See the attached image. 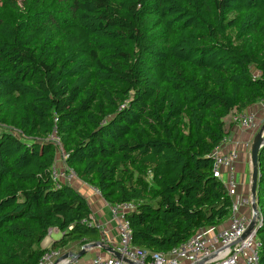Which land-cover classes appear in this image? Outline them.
Returning a JSON list of instances; mask_svg holds the SVG:
<instances>
[{
  "label": "trees",
  "instance_id": "1",
  "mask_svg": "<svg viewBox=\"0 0 264 264\" xmlns=\"http://www.w3.org/2000/svg\"><path fill=\"white\" fill-rule=\"evenodd\" d=\"M57 3L0 8V264L100 240L84 196L51 180L54 133L78 180L136 204L138 249L167 254L224 225L233 200L211 153L232 112L264 101V0ZM258 163L264 264V149Z\"/></svg>",
  "mask_w": 264,
  "mask_h": 264
},
{
  "label": "built area",
  "instance_id": "2",
  "mask_svg": "<svg viewBox=\"0 0 264 264\" xmlns=\"http://www.w3.org/2000/svg\"><path fill=\"white\" fill-rule=\"evenodd\" d=\"M258 106L264 114V101L258 102ZM230 117L233 128L241 132L253 134L264 127V120L261 127L262 122L258 121L256 113L252 111H235ZM50 141L58 148V156L50 172L55 189L74 186L78 178L66 164L67 154L60 138L54 133ZM229 143V136H225L211 153V159L213 176L225 185L232 197V192L237 187L235 166L240 159L239 147L243 146L251 150L252 144L245 142L242 145L236 144L234 149H228ZM223 173L228 176L226 181L223 180ZM94 190L101 196L100 191ZM253 204L251 196L239 197L233 201L230 217L225 225L200 229L188 242L167 254L145 252L133 245L132 228L127 215L136 210V204L123 203L110 206L119 235L118 247L112 248L121 255V258H117L114 254L108 258L97 255L83 264H261L262 243L258 239L261 213L259 211L254 213ZM242 208H251V212L248 215H241ZM252 221L255 222V226L249 230ZM85 223L89 227L100 229L93 215L90 216V221ZM51 234L52 230L48 234V239ZM65 255L64 251L48 252L39 264H79L76 257L70 256L64 259Z\"/></svg>",
  "mask_w": 264,
  "mask_h": 264
},
{
  "label": "crops",
  "instance_id": "3",
  "mask_svg": "<svg viewBox=\"0 0 264 264\" xmlns=\"http://www.w3.org/2000/svg\"><path fill=\"white\" fill-rule=\"evenodd\" d=\"M247 110L255 112L258 117V121L261 122L264 120V114L261 112L258 106V103L251 106ZM227 132H229L228 136L230 139L228 149H234L236 147V144L242 145V143H245V142H251L252 144L253 140L255 139L257 135L256 134L252 140H249L248 134H246L245 132L238 131L234 129L233 127L231 130ZM239 149H240V159L235 166L236 177H237V187L236 189L233 190L232 197H231L233 201L238 199L239 197L251 196V182H252L251 150L246 149L243 146H240ZM227 178H228L227 174L223 173V180L226 181ZM73 187L77 189L87 200L91 208L92 215L100 227L101 235H100L99 241L105 244L104 248H96V249H92L88 251L86 255H84L81 259H79V264H83L97 255L102 256L104 258L110 257L112 253H110L107 249L112 248V247H118L119 245V235L117 231V223L112 218L110 206L104 201V199L100 195L96 194L93 188L89 187L88 185L81 182L80 180H77ZM250 212H251V208H242L240 211V214L248 215ZM225 224L226 223H224V225ZM53 233L60 235V238L62 237V233L59 232L57 229L52 230V234ZM50 240H51L50 241L51 243L54 241L51 238ZM83 246L84 245H80L78 243L72 244V246L64 250V253L66 255L71 254L73 256H76L81 252Z\"/></svg>",
  "mask_w": 264,
  "mask_h": 264
},
{
  "label": "water",
  "instance_id": "4",
  "mask_svg": "<svg viewBox=\"0 0 264 264\" xmlns=\"http://www.w3.org/2000/svg\"><path fill=\"white\" fill-rule=\"evenodd\" d=\"M263 131L264 127L259 131V133L256 135L255 139L253 140L252 147H251V165H252V182H251V197L253 201V211L254 213L258 212V201H257V196H258V184H259V179H260V174H259V154L262 149H264V137H263ZM255 226V222L252 221L249 230H252ZM261 227V226H260ZM105 244L103 242H95V243H89L83 246L81 252L76 255H65L63 258H67L70 256L76 257L77 260L81 259L86 253L92 249L96 248H104ZM110 253L114 254L117 258H121V255L115 251L113 248H108L107 249Z\"/></svg>",
  "mask_w": 264,
  "mask_h": 264
},
{
  "label": "rangeland",
  "instance_id": "5",
  "mask_svg": "<svg viewBox=\"0 0 264 264\" xmlns=\"http://www.w3.org/2000/svg\"><path fill=\"white\" fill-rule=\"evenodd\" d=\"M2 1L0 0V8L2 5ZM16 1L18 4V7L20 8L22 15H27V14H33L36 12H46L48 13L47 15H50L49 12H53V11H58L60 10V6L57 3V0H13ZM3 14V13H2ZM1 11H0V17H2ZM235 114V112H232V115ZM261 127L263 125V121H261ZM225 127L226 130L229 131L232 129L233 125L231 122V117L229 116V118L225 121ZM259 132L250 134V133H246L249 135V140H252L253 137L258 134ZM62 150V149H61ZM61 164V163H60ZM56 230V229H54ZM49 237V235L47 236V238L44 240V242L41 243V248L42 249H47L48 247H50L51 245V240H47ZM52 240L54 241H58L60 238V235H57L56 233H53L50 237ZM61 239V238H60Z\"/></svg>",
  "mask_w": 264,
  "mask_h": 264
}]
</instances>
